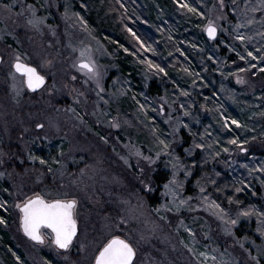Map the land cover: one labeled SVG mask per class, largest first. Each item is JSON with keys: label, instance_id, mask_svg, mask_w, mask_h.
<instances>
[{"label": "rangeland", "instance_id": "374dc122", "mask_svg": "<svg viewBox=\"0 0 264 264\" xmlns=\"http://www.w3.org/2000/svg\"><path fill=\"white\" fill-rule=\"evenodd\" d=\"M94 1L0 0V177L11 185L0 186V264H95L113 236L136 248L133 264H264V8L251 11L260 0ZM33 10L39 27L27 22ZM17 59L45 77L39 88L15 72ZM160 169L170 176L152 205ZM37 194L77 201L67 249L49 231L41 243L22 230L17 204Z\"/></svg>", "mask_w": 264, "mask_h": 264}, {"label": "snow or ice", "instance_id": "6c2138e0", "mask_svg": "<svg viewBox=\"0 0 264 264\" xmlns=\"http://www.w3.org/2000/svg\"><path fill=\"white\" fill-rule=\"evenodd\" d=\"M179 2V0H178ZM221 4L223 5V0H221ZM181 7H188L191 11H197L195 8H191L187 3L181 4ZM8 7V5H5ZM29 9H34L33 5L27 6ZM260 8H264V0H260L259 8L257 6H253L251 11H258ZM203 15V13H201ZM246 15V13H245ZM28 24L39 27L40 24L43 23V17H38L36 12L33 10L31 12V18L28 19ZM247 23H252L251 20H248ZM244 25H237V28L243 27ZM131 31V29H129ZM207 33L209 37L215 38L217 35V26L212 21H209L207 26ZM135 35V33H133ZM139 39V37H137ZM236 39L244 42L247 37L243 34H237ZM127 51V49H125ZM249 56H253V52H248ZM240 59L243 60L245 57L243 55L240 56ZM149 64H152V61H148ZM158 68L160 71H164L160 66L153 65ZM80 68L82 71L86 70V74L89 78L98 79L99 72L95 66L94 61H81ZM16 72L22 74L27 78V86L35 90L39 88L45 81V77L41 75L37 69L27 63H23L19 59L16 60L15 63ZM240 71H244V69H240ZM102 90V89H101ZM187 95V93H185ZM183 106V105H182ZM227 123V119L225 120ZM231 124L240 125V121L233 119ZM119 127V125H116ZM37 127H43V125H37ZM161 144L164 145V148L167 149L168 144L165 141H160ZM232 144H237L238 140L233 139L231 141ZM240 143H245V141H241ZM200 147H204V145H200ZM228 151V149H224ZM241 151H247V149L241 148ZM157 157H159V153H157ZM32 159H36V157H32ZM147 159L151 160V157H147ZM41 163H46L43 159H41ZM175 167V166H174ZM264 171V168L261 169ZM2 175V174H0ZM165 187H168L166 185ZM203 192V189H201ZM237 191H241V189H237ZM183 203V201H181ZM77 201L75 199H54L48 201L44 199V197L40 195H35L34 198H28L22 204H17V207L20 208L22 212V227L24 232L31 237L33 240L43 243L44 236L41 234V228L46 227L51 229L52 233L55 235V243L60 247L67 249L69 245L72 243L73 238L77 233V221L75 219V209H76ZM3 207V205H0ZM219 208V205H216ZM178 211V209H177ZM224 210L221 209V212ZM244 215L249 214V210L243 212ZM240 213L237 214L236 219H230L229 223L235 225L238 222ZM261 217H264V212L260 213ZM223 219V217H221ZM0 222H5L3 217H0ZM191 232L192 230L189 229ZM231 232V229H228ZM257 231L264 235V220L261 221V226H258ZM193 235H195L193 233ZM245 240L247 237L244 238ZM243 246V244H241ZM136 248L130 243L127 239H122L120 236H113L107 243L103 245L99 254L95 257V264H133V261L136 257ZM201 256L207 257L208 253L203 252L200 253ZM213 260L216 259L215 256L212 257ZM221 264H226L225 261H221Z\"/></svg>", "mask_w": 264, "mask_h": 264}, {"label": "trees", "instance_id": "16d2710c", "mask_svg": "<svg viewBox=\"0 0 264 264\" xmlns=\"http://www.w3.org/2000/svg\"><path fill=\"white\" fill-rule=\"evenodd\" d=\"M120 1V0H119ZM96 4H93V3H91V7L92 8H95L96 10H98L99 9V4H100V0H95L94 1ZM121 3H123L122 1H120ZM119 8H120V11H121V14L122 15H125L126 13L123 11V7H120L119 6ZM104 13V11L102 12V14ZM182 28V27H181ZM140 30H146V27H145V25H141V29ZM139 30V31H140ZM148 31L147 32H141V34H142V38L144 39V41H146L147 39H145V38H150V30L149 29H147ZM138 31V32H139ZM119 33V32H118ZM116 36H118V37H125V36H129L128 35V33H119L118 35H116ZM203 36V35H202ZM128 72V71H127ZM158 81H157V79L153 82V84H152V87H150V92H152V90H153V88L156 86L157 88H159V86H158ZM160 88H161V86H160ZM163 90V89H162ZM183 138H184V140H185V142H186V144H189L190 143V141H191V138H190V136L187 134V133H184V136H183ZM61 142V141H60ZM48 152V149H45V150H42L41 151V155H40V159H43L44 161H46V156H44L46 153ZM56 153V150L55 149H51V151L49 152L50 153V156L51 155H53V153ZM169 176H170V174L168 173V171L167 170H158L157 172H155V174H153V179H152V181H153V185L156 187V193L155 194H153L152 196H148V198H149V200H150V204H152V205H156L157 204V201H158V198H159V196H160V193H161V191H162V186L169 180ZM2 181V185H0L1 187H2V189L4 188L5 190H7L8 189V191L10 192V187H11V185H9L10 184V181H8V179H2L1 177H0V182ZM6 184H8V185H6ZM190 184H193V182H191L190 181ZM38 188V187H37ZM33 191V190H32ZM32 191L31 192H29L28 194H31L32 193ZM35 192H39V190L37 189ZM34 192V193H35ZM40 193H41V191H40ZM64 196H59V198H63ZM262 203V202H261ZM264 206V205H263ZM0 212L1 213H3V210L0 208ZM15 214H16V216H17V213L16 212H14ZM238 230V232H240L241 231V228H238L237 229ZM252 232V231H251ZM5 234H7V238H8V242H9V245H11L12 246V248H13V250L16 252V250H15V248H14V244H13V241L11 240V238H10V236H9V234L8 233H5Z\"/></svg>", "mask_w": 264, "mask_h": 264}, {"label": "water", "instance_id": "95a60500", "mask_svg": "<svg viewBox=\"0 0 264 264\" xmlns=\"http://www.w3.org/2000/svg\"><path fill=\"white\" fill-rule=\"evenodd\" d=\"M205 35H206V37L210 40V41H214V40H216L217 38H218V28H217V35H216V37L215 38H212V37H209V35H208V33H207V28H206V31H205ZM1 62H2V57L0 56V64H1ZM16 63V62H15ZM15 63H14V70H15ZM24 63V62H23ZM80 65V64H79ZM32 66V65H31ZM34 67V66H33ZM15 72H16V70H15ZM16 73H18V72H16ZM18 74H20V73H18ZM20 75H22V74H20ZM23 76V75H22ZM25 77V76H24ZM25 81H26V85H27V78L25 77ZM28 87V86H27ZM29 88V87H28ZM30 89V88H29ZM30 90H32V89H30ZM22 230H23V227H22ZM24 231V230H23ZM25 233V232H24ZM26 234V233H25ZM27 235V234H26ZM28 236V235H27ZM29 237V236H28ZM31 238V237H30Z\"/></svg>", "mask_w": 264, "mask_h": 264}, {"label": "flooded vegetation", "instance_id": "af4514ba", "mask_svg": "<svg viewBox=\"0 0 264 264\" xmlns=\"http://www.w3.org/2000/svg\"><path fill=\"white\" fill-rule=\"evenodd\" d=\"M21 225H22V224H21ZM44 231H46L45 233H47L48 231H49L50 233H52L51 229H48V228H46V227L41 228V234H42ZM52 234H53L54 241H55V235H54V233H52ZM43 242H44V241H43Z\"/></svg>", "mask_w": 264, "mask_h": 264}]
</instances>
